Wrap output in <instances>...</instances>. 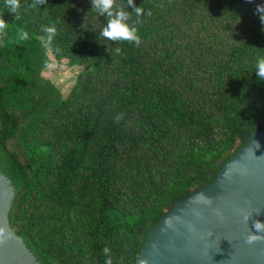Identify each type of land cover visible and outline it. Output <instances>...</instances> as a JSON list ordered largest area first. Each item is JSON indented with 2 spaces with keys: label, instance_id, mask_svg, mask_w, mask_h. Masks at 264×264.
<instances>
[{
  "label": "trees",
  "instance_id": "obj_1",
  "mask_svg": "<svg viewBox=\"0 0 264 264\" xmlns=\"http://www.w3.org/2000/svg\"><path fill=\"white\" fill-rule=\"evenodd\" d=\"M134 2L151 13L139 47L103 38L91 0H20L19 20L0 0V142L24 180L9 227L45 264H105V247L135 264L150 229L264 130V0ZM49 54L80 68L65 95L42 76Z\"/></svg>",
  "mask_w": 264,
  "mask_h": 264
},
{
  "label": "water",
  "instance_id": "obj_2",
  "mask_svg": "<svg viewBox=\"0 0 264 264\" xmlns=\"http://www.w3.org/2000/svg\"><path fill=\"white\" fill-rule=\"evenodd\" d=\"M23 184L0 142V264H45L31 239L9 227L12 201ZM245 214H251L247 223ZM257 220L264 222V130L250 135L208 186L169 210L138 256L148 264H264V241L245 243Z\"/></svg>",
  "mask_w": 264,
  "mask_h": 264
},
{
  "label": "clouds",
  "instance_id": "obj_3",
  "mask_svg": "<svg viewBox=\"0 0 264 264\" xmlns=\"http://www.w3.org/2000/svg\"><path fill=\"white\" fill-rule=\"evenodd\" d=\"M251 2V0H249ZM48 0H32L30 7L36 8L40 5H47ZM92 9H95L100 16H105L107 18V23L103 27L100 35L110 41H127L129 43H135L137 47L142 43L141 38L138 34L137 24L141 23V17L144 15H150V11L145 13L143 6H136L134 0H126L127 8L131 7L137 17L135 22L130 23L131 16L130 12L124 10L117 3V0H91ZM5 5L7 9L15 15V20H19V10L21 8L20 0H5ZM255 13L259 16L262 25H264V4H257ZM9 23L3 18V14H0V41H2L3 36L6 34ZM42 31L45 33L44 40L47 45H51L54 37L57 35V29L55 25L42 26ZM29 39V33L23 29L19 30L17 33L16 43L21 44L22 41H27ZM60 49L57 48L56 52ZM115 53L119 55L121 53L120 48H116ZM46 67H53L51 63L46 62ZM255 73L259 80L264 81V56H258L256 58ZM123 119V114H118L115 118L116 123H119ZM208 202L212 201L208 199ZM217 215L222 216V213L217 210ZM251 214H245L243 216V221L248 222ZM255 232L249 230L245 243L248 245H253L257 242L264 241V222L259 220L254 223ZM4 229L0 228V240L3 239ZM105 254V264H113V256L111 249L105 247L103 249ZM117 264H124L123 257L117 262ZM135 264H148L147 259L136 257Z\"/></svg>",
  "mask_w": 264,
  "mask_h": 264
},
{
  "label": "rangeland",
  "instance_id": "obj_4",
  "mask_svg": "<svg viewBox=\"0 0 264 264\" xmlns=\"http://www.w3.org/2000/svg\"><path fill=\"white\" fill-rule=\"evenodd\" d=\"M49 57L53 67H47L45 70H43L42 76L56 84L60 88L62 95H65L72 86V82L80 68H71L66 65L65 61H56L50 54Z\"/></svg>",
  "mask_w": 264,
  "mask_h": 264
}]
</instances>
